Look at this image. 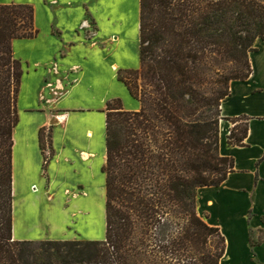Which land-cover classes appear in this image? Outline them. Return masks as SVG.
Masks as SVG:
<instances>
[{
    "label": "trees",
    "instance_id": "trees-1",
    "mask_svg": "<svg viewBox=\"0 0 264 264\" xmlns=\"http://www.w3.org/2000/svg\"><path fill=\"white\" fill-rule=\"evenodd\" d=\"M138 28L139 68L118 70L117 80L139 109L125 110L120 98L104 109V240L14 241L13 132L23 70L12 44L39 30L33 6L0 4V264H220L224 238L197 215V190L220 186L233 170L218 153L213 110L231 81L250 75L249 53L264 39V0H139ZM45 131H38L43 170L53 156L51 139L45 153ZM246 131L234 127L228 144L243 146ZM210 234L223 246L205 254Z\"/></svg>",
    "mask_w": 264,
    "mask_h": 264
},
{
    "label": "crops",
    "instance_id": "crops-1",
    "mask_svg": "<svg viewBox=\"0 0 264 264\" xmlns=\"http://www.w3.org/2000/svg\"><path fill=\"white\" fill-rule=\"evenodd\" d=\"M58 33L60 38L62 33ZM84 42V39L75 33V40L64 43L62 49L58 47L53 61L49 63L55 64L59 73L77 70L76 83L58 101V115L29 110L30 120L35 123L32 129L34 141L31 138L32 141H28L29 146L36 148L42 164L38 131L51 125L53 156L46 164L45 170L39 171L42 197L37 201L43 204L33 207L37 226H32L37 233L32 232L31 228H25L22 233L17 231L16 219L13 217L14 241L99 239L95 234L94 215L98 197L105 196V177L101 171L105 163V148L99 153L91 149V140L94 137L91 127L83 131L84 141L78 139L81 131L79 126H75L74 120L78 117L74 116V112L82 110L60 107L61 101L81 88L85 62L90 60L91 52L97 53L99 57L105 53L104 49H90ZM253 48L254 51L248 56L250 75L245 80L230 82L229 94L221 100L219 108L218 153L221 157L232 159L233 170L220 186L197 190V215L208 226L217 228L224 238V253L220 264H264V241L252 242L253 245L250 243L252 233L264 230V39H257ZM79 50L84 51L80 61L71 62V58ZM63 59L68 61L62 62ZM119 69L120 66L115 63L109 66L111 77L115 81ZM111 97L102 98L98 108L87 110L93 114L94 119L102 121V125H105V104ZM237 125H245L247 129L243 146L228 144V136ZM103 137L105 141V129ZM25 144L27 146V143ZM45 174L49 179L48 184ZM14 176L13 171L12 192L15 193ZM34 185L35 183L31 186ZM34 190L36 189L33 188ZM66 193L73 195L67 207L62 199L56 198V195L64 196ZM99 215L104 221L105 211H101ZM69 226L74 229L69 230Z\"/></svg>",
    "mask_w": 264,
    "mask_h": 264
},
{
    "label": "rangeland",
    "instance_id": "rangeland-1",
    "mask_svg": "<svg viewBox=\"0 0 264 264\" xmlns=\"http://www.w3.org/2000/svg\"><path fill=\"white\" fill-rule=\"evenodd\" d=\"M10 3L33 6L35 25L39 30L36 38L16 40L12 44L13 54L20 61L23 70L17 101L19 120L13 135L12 161L16 182V191L15 193L13 191V217L16 219L17 231L22 233L25 228H31L32 232L37 233L35 227H32L37 224L33 207L43 204L37 201L42 197L39 171L43 168V158L40 164L41 156L39 157L36 148H32L28 143L32 139L34 141L32 129L35 127V123L30 120L29 110L53 113L57 116L60 112L57 108L58 101L76 83L77 72L76 70L59 73L56 65L49 63L53 61L64 43L75 40V33L84 39L85 45L90 49L105 50L101 57L91 52L90 60L85 62L81 88L60 102V107L82 110L74 112V116L78 117L74 120L75 126H79L81 131L78 139L84 141L83 131L91 127L94 130V137L90 147L95 152H103L105 125H102L99 119H94L93 114L87 110L98 108L101 99L106 96H113L109 99L120 98L123 108L127 111L139 109V103L128 94L123 84L116 82L117 76L116 81L112 79L109 70L112 63L120 66L119 70L139 68V0H0V4ZM59 31L62 33L60 38L57 35ZM82 52L80 50L76 52L71 62H79ZM66 61L68 59L62 60L65 63ZM228 65L222 64L220 68ZM213 112L220 118L219 107ZM45 128V153L49 155L48 143L51 133L48 129H52V126L48 125ZM45 180L48 184L46 174ZM33 183L35 185L31 186ZM33 188L36 190L33 191ZM57 197L62 199L64 206L67 207L73 195L66 193L64 196L56 195ZM95 204V234L99 239L93 241H103L105 219L103 221L99 214L105 211V196L98 197ZM29 216L33 217L29 219ZM73 229V226H69V230ZM251 241L253 243L264 241V232L252 233ZM222 246L219 236L210 234L204 239L202 252L214 254L220 252Z\"/></svg>",
    "mask_w": 264,
    "mask_h": 264
},
{
    "label": "bare ground",
    "instance_id": "bare-ground-1",
    "mask_svg": "<svg viewBox=\"0 0 264 264\" xmlns=\"http://www.w3.org/2000/svg\"><path fill=\"white\" fill-rule=\"evenodd\" d=\"M33 217V216H32ZM31 216H29V219H31L32 218Z\"/></svg>",
    "mask_w": 264,
    "mask_h": 264
}]
</instances>
